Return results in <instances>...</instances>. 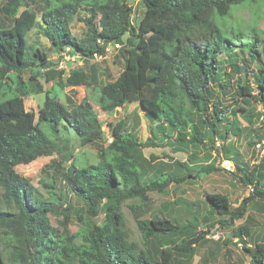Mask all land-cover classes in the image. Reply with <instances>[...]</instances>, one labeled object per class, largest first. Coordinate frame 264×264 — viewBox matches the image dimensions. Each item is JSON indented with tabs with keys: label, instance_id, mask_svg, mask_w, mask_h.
I'll return each mask as SVG.
<instances>
[{
	"label": "trees",
	"instance_id": "obj_1",
	"mask_svg": "<svg viewBox=\"0 0 264 264\" xmlns=\"http://www.w3.org/2000/svg\"><path fill=\"white\" fill-rule=\"evenodd\" d=\"M128 1L40 0L36 10L5 0L0 8L7 21L0 25V264H173V255L190 260L212 217L233 225L249 205L264 213V163L245 160L236 144L254 149L264 142V125L255 127L251 112L258 105L264 114V31L251 26L245 38L239 25L229 24L232 10L259 0H140V18ZM73 21L84 28L79 38L71 32ZM32 31L55 52L85 60L118 46L123 69L114 80L98 86L90 67L59 77V86L93 89L94 104L105 114L138 103L150 137L139 141L135 117L131 126L108 124L107 139L87 100L68 97L64 105L45 93L37 112L27 110L25 99L43 93L33 69L53 66L40 43L29 42ZM73 140L79 148L98 147L95 164L73 159ZM152 145L186 154L185 162L175 161L183 172L151 165L142 149ZM198 154L208 163L194 165ZM51 156L58 160L47 167L52 177L42 183L45 194L15 171ZM58 161L70 163L60 168ZM224 161L231 171L219 167ZM216 172L251 189L237 207L206 194L202 209L189 217L134 214L140 240L129 239L118 211L124 201L165 195L170 186ZM72 215L80 232L70 230ZM233 234L248 264H264V232L242 225Z\"/></svg>",
	"mask_w": 264,
	"mask_h": 264
},
{
	"label": "rangeland",
	"instance_id": "obj_2",
	"mask_svg": "<svg viewBox=\"0 0 264 264\" xmlns=\"http://www.w3.org/2000/svg\"><path fill=\"white\" fill-rule=\"evenodd\" d=\"M5 0H0V8ZM23 3L38 9L40 0H23ZM129 6L133 10V16L140 18L143 13V7L140 6V0H129ZM6 18L0 12V25L5 24ZM229 24L239 25V29L244 32L245 38L249 36L248 28L253 26L256 29L264 31V0H259L254 6L237 7L231 12V19ZM71 32L77 38L84 32L83 26L73 21ZM29 42L38 41L42 48L46 51L48 60L53 66L47 72L40 69H33V73L37 75V81L42 87L43 93L26 98L24 101L27 110H34L35 112L41 107L44 100V94L49 93L55 95L58 101L66 104V98L72 97L74 103L83 100L91 102L94 110L97 113L98 119L103 124V131L107 139L109 136L108 124L116 125L119 122H126L131 126L135 117L138 118V139L143 143L150 137L149 123L145 119L143 111L139 108L138 103H131L123 108L117 109L114 114H105L100 111L94 104V100L98 94L91 88L86 86H78L73 89L70 87L61 88L58 83V78L66 77L70 71H87L90 67H95L97 72L98 86L114 80V78L122 71L123 61L121 58H116L119 47L109 46L106 49L104 57L94 56V59L85 60L76 56H69L65 52L57 53L48 44V42L36 36L35 31L29 33ZM39 73V74H37ZM27 79L28 73L23 75ZM251 112L254 113L255 127L264 125V114L258 105H254ZM263 115H262V114ZM242 127L247 126V122L240 117ZM63 136L72 137L71 133ZM229 140L234 141V137H229ZM228 140V141H229ZM108 143V142H107ZM106 143V144H107ZM76 142H72L73 159H79L88 164H95L97 161L96 151L98 147L94 145H86L82 148L75 146ZM238 149L245 160L257 162L261 159L264 163V142L253 148H247L244 141L237 143ZM143 156L150 161L151 165H158L168 172L173 174H180L183 172L175 161L183 163L186 161L187 155L181 152H176L168 145H152L142 149ZM153 158L151 160L150 158ZM58 160L56 156L39 157L27 165H19L15 167V171L27 178L34 187H37L42 193H46V189L42 188V183L50 184L52 173L47 167L51 160ZM70 162H59L60 168H65ZM206 161L201 154H198L194 165L203 166ZM219 167L231 171V165L224 161L219 163ZM58 183L55 187L58 188ZM250 188L243 187L232 179V176L226 172H216L199 179L191 180L180 185L170 186L165 195L150 194L145 201L126 200L119 206V213L122 214L126 223V229L129 233V239L139 242L140 234L134 220V214L141 216L142 219L149 220L154 213L160 211H170L173 217L178 215L191 216L196 214L197 210L202 209V202L206 194H219L227 197L232 208L237 207L239 202L250 193ZM57 192V190H56ZM200 215V214H199ZM201 216V215H200ZM103 215L99 216L102 219ZM59 219V218H58ZM72 223L70 230L72 232H80L81 224L77 221L76 216L72 215ZM222 222V224L219 223ZM213 223L212 228L206 231V227L202 226V231L206 233L204 242L199 246H194V252L190 260L185 261L179 255H173V264H248V259L242 254L240 241L234 236V231L238 226L247 225L255 233L264 232V213L256 210L254 205H249L246 216L233 225L223 223V221L215 216L211 218ZM80 236V235H79ZM76 238V244L81 243V238Z\"/></svg>",
	"mask_w": 264,
	"mask_h": 264
},
{
	"label": "clouds",
	"instance_id": "obj_3",
	"mask_svg": "<svg viewBox=\"0 0 264 264\" xmlns=\"http://www.w3.org/2000/svg\"><path fill=\"white\" fill-rule=\"evenodd\" d=\"M116 47V46H115ZM118 47V46H117Z\"/></svg>",
	"mask_w": 264,
	"mask_h": 264
},
{
	"label": "built area",
	"instance_id": "obj_4",
	"mask_svg": "<svg viewBox=\"0 0 264 264\" xmlns=\"http://www.w3.org/2000/svg\"><path fill=\"white\" fill-rule=\"evenodd\" d=\"M117 47V46H116Z\"/></svg>",
	"mask_w": 264,
	"mask_h": 264
}]
</instances>
